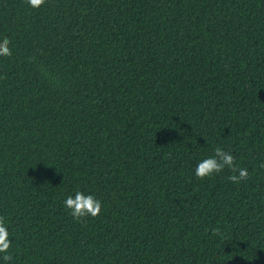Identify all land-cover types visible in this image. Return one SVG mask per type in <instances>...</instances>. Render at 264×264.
<instances>
[{"label":"trees","instance_id":"16d2710c","mask_svg":"<svg viewBox=\"0 0 264 264\" xmlns=\"http://www.w3.org/2000/svg\"><path fill=\"white\" fill-rule=\"evenodd\" d=\"M5 37L9 264H264V0H0Z\"/></svg>","mask_w":264,"mask_h":264},{"label":"clouds","instance_id":"9594fccd","mask_svg":"<svg viewBox=\"0 0 264 264\" xmlns=\"http://www.w3.org/2000/svg\"><path fill=\"white\" fill-rule=\"evenodd\" d=\"M26 2L32 8H40L45 4L46 0H26ZM10 44L11 41L7 37L0 40V57L12 56ZM225 168L230 169L233 173L227 179L235 184H239L248 178V170L238 167L231 152L225 151L221 147H216L211 157L205 158L197 164L195 175L199 179H204L222 172ZM64 205L66 209L70 210L74 220L78 222H84L87 217L95 218L99 216L103 207L102 202L94 195H86L83 191H76L74 196L69 195L64 200ZM211 231L213 236H223L219 227L213 228ZM11 246L12 240L10 239L7 223L5 218L0 216V259L3 260L4 264H9L13 260V256L8 251Z\"/></svg>","mask_w":264,"mask_h":264}]
</instances>
